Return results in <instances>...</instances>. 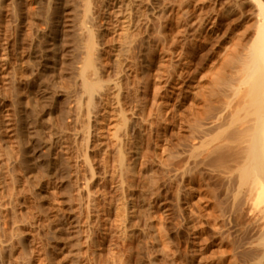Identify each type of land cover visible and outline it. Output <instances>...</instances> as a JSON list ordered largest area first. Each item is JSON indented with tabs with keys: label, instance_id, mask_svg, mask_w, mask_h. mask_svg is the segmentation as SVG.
<instances>
[{
	"label": "bare ground",
	"instance_id": "6f19581e",
	"mask_svg": "<svg viewBox=\"0 0 264 264\" xmlns=\"http://www.w3.org/2000/svg\"><path fill=\"white\" fill-rule=\"evenodd\" d=\"M49 262L264 264V0H0V264Z\"/></svg>",
	"mask_w": 264,
	"mask_h": 264
},
{
	"label": "rangeland",
	"instance_id": "374dc122",
	"mask_svg": "<svg viewBox=\"0 0 264 264\" xmlns=\"http://www.w3.org/2000/svg\"><path fill=\"white\" fill-rule=\"evenodd\" d=\"M36 233H37V234H40V235H37V234H36V237H37L38 239L41 238V239L43 240V241H42V240L40 239V240L42 241V243H41V241H39L38 239H36L37 241L40 242L41 246H43V248H42L43 251L47 249L48 251H46V252L50 253V255H53V254H52L53 251L51 250V249H52V245L54 244V241H55L53 235L47 234V236H48V237H47L46 234H45L43 231H41V230L37 231ZM42 234H43V236L45 235V236L48 238L47 241H45V240H46V237H45V236H44V237L41 236ZM38 236H39V237H38ZM49 236H50V237H49ZM66 238H67V237H66ZM66 238L64 239V240H65L64 242H67V243H69V244H70V242L72 243V241L68 239L69 237H68L67 239H66ZM45 242H46V243H45ZM37 243H38V242H37ZM43 243H45L46 245H48V243H49V245H48L49 247L47 246V247H48V248H47V247L45 246V244L42 245ZM51 243H52V245H50ZM44 247H45L46 249H45ZM49 251H52V252H49ZM44 252H45V251H44ZM46 264H47V263H46ZM49 264H50V262H49ZM51 264H52V263H51Z\"/></svg>",
	"mask_w": 264,
	"mask_h": 264
}]
</instances>
